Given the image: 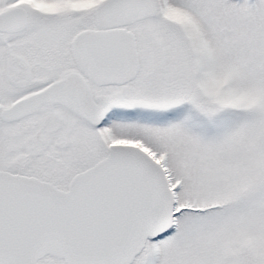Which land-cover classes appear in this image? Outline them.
Here are the masks:
<instances>
[{"label": "snow or ice", "instance_id": "1", "mask_svg": "<svg viewBox=\"0 0 264 264\" xmlns=\"http://www.w3.org/2000/svg\"><path fill=\"white\" fill-rule=\"evenodd\" d=\"M0 264H264V0H0Z\"/></svg>", "mask_w": 264, "mask_h": 264}]
</instances>
